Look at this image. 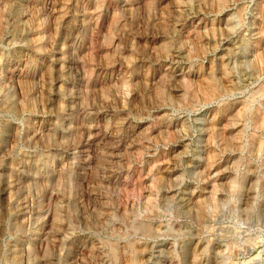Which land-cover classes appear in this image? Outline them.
Instances as JSON below:
<instances>
[{
  "label": "rangeland",
  "instance_id": "1",
  "mask_svg": "<svg viewBox=\"0 0 264 264\" xmlns=\"http://www.w3.org/2000/svg\"><path fill=\"white\" fill-rule=\"evenodd\" d=\"M263 95L264 0H0V264H264Z\"/></svg>",
  "mask_w": 264,
  "mask_h": 264
},
{
  "label": "bare ground",
  "instance_id": "2",
  "mask_svg": "<svg viewBox=\"0 0 264 264\" xmlns=\"http://www.w3.org/2000/svg\"><path fill=\"white\" fill-rule=\"evenodd\" d=\"M175 2H176V1H175ZM173 3H174V1H173ZM247 6H248V5H247ZM67 7H68V6H67ZM262 7H263V6H262ZM141 8H142V7H141ZM261 10H262V9H261ZM142 11H143V10H142ZM15 13H16V12H15ZM67 16H68V15H67ZM73 16H74V15H73ZM13 17H15V16L13 15ZM68 18H70V17L68 16ZM56 19H58V18H56ZM68 20H69V19H68ZM66 21H67V20H66ZM72 21H73V20H72ZM50 22H51V21H50ZM55 22H56V21H55ZM70 22H71V21H70ZM59 24H60V23H59ZM54 25H55V24H54ZM52 26H53V25H52ZM52 26H51V27H52ZM259 26H260V25H259ZM67 28H68V27H67ZM69 28H70V27H69ZM77 29H78V28H77ZM212 29H213V28H212ZM63 31H64V30H63ZM77 31H78V30H77ZM79 31H80V29H79ZM79 31H78V32H79ZM68 32H69V31H68ZM65 33H66V32H65ZM69 33H70V32H69ZM62 34H63V33H62ZM65 35H66V34H65ZM77 36H78V35H77ZM241 40H242V39H241ZM52 48H53V47H52ZM51 51H52V50H51ZM1 59H3V58H1ZM55 62H56V59H55ZM58 63H59V62H58ZM58 63H57V64H58ZM178 63H179V62H178ZM48 65H49V64H48ZM54 66H55V65H54ZM49 68H50V67H49ZM57 68H58V67H57ZM46 69H47V68H46ZM51 69H53V68H51ZM51 69H50V70H51ZM50 70H49V71H50ZM58 70H59V68H58ZM42 73H43V72H42ZM56 73H58L57 70H56ZM59 75H60V74H59ZM57 77H58V76H57ZM241 92H242V91H241ZM225 96H226V95H225ZM263 96H264V95H263ZM261 97H262V96H261ZM228 98H229V97H228ZM118 103H119V102H118ZM3 108H4V107H3ZM2 110H3V109H2ZM9 111H10V110H9ZM25 111H26V110H25ZM15 114H16V113H15ZM20 114H21V113H20ZM29 114H30V113H29ZM16 115H17V114H16ZM252 116H253V115H252ZM252 116H251V117H252ZM5 125H6V124H5ZM7 126H8V125H7ZM9 126H10V124H9ZM9 126H8V127H9ZM3 127H4V125H3ZM4 128H5V127H4ZM9 128H10V127H9ZM6 129H7V128H6ZM11 129H12V128H11ZM244 129H245V128H244ZM15 130H16V129H15ZM2 131H3V130H2ZM9 131H10V130H9ZM81 131H82V130H81ZM243 131H244V130H243ZM11 132H12V131H11ZM15 132H16V131H15ZM83 132H84V131H83ZM3 133H4V132H3ZM5 134H6V133H5ZM13 134H14V133H13ZM10 136H11V135H10ZM1 139H2V138H0V140H1ZM14 139H15V138H14ZM7 140H8V139H7ZM4 141H5V140H4ZM256 142H257V141H256ZM0 143H1V141H0ZM261 143H262V142H261ZM3 146H4V145H3ZM3 146H2V147H3ZM261 146H262V145H261ZM2 147H1V148H2ZM213 148H214V147H213ZM0 154H1V153H0ZM12 159H13V158H12ZM3 160H4V159H3ZM10 161H11V160H10ZM2 163H3V162H2ZM4 164L6 165V161H5ZM5 165H4V166H5ZM7 165H8V164H7ZM2 167H3V166H2ZM7 167H8V166H7ZM7 167H6V168H7ZM9 168H10V165H9ZM4 169H5V168H4ZM1 171H2V170H1ZM155 171H156V170H155ZM4 172H5V171H4ZM4 172H3V173H4ZM8 172H9V171H8ZM5 174H6V173H5ZM6 175H7V174H6ZM8 175H9V174H8ZM8 175H7V176H8ZM151 176H152V175H151ZM9 177H12V175L9 176ZM0 178H1V177H0ZM4 178H5V177H4ZM4 178H3V179H4ZM1 179H2V178H1ZM5 179H6V178H5ZM142 180H143V179H142ZM145 180H146V179H145ZM15 181H16V180H15ZM2 182H3V181H2ZM4 182H5V181H4ZM126 182H127V180H126ZM123 183H124V181H123ZM0 184H1V183H0ZM2 184H3V183H2ZM128 185H129V184H128ZM0 186H1V185H0ZM65 186H66V184H65ZM84 187H85V186H84ZM7 188H8V186H7ZM4 192H5V191H4ZM198 195H199V194H198ZM152 198H153V197H152ZM153 199H154V198H153ZM155 199H156V198H155ZM151 202H152V201H151ZM154 202H155V200H154ZM152 203H153V202H152ZM155 203H156V202H155ZM4 205H5V204H4ZM154 205H156V204H154ZM147 210H148V208H147ZM148 212H149V211H148ZM138 213H139V212H138ZM10 214H11V213H10ZM6 216H7V215H6ZM52 217H53V216H52ZM2 218H3V217H2ZM119 221H120V220H119ZM5 223H6V222H5ZM121 223H122V222H121ZM3 225H4V224H3ZM3 225H2V226H3ZM120 225H121V224H120ZM4 226H5V225H4ZM125 226H126V225H125ZM146 227H147V225H146ZM3 231H4V230H3ZM5 231H6V230H5ZM3 233H4V232H3ZM7 233H8V232H7ZM124 236H125V235H124ZM118 240H119V239H118ZM121 241H122V240H121ZM125 241H126V240H125ZM138 243H139V242H138ZM138 243H137V245H138ZM62 244H63V243H62ZM54 245H55V244H54ZM71 245H72V244H71ZM68 246H69V245H68ZM122 246H123V245H122ZM3 247H4V246H3ZM54 247H55V246H54ZM62 247H63V246H62ZM64 249H65V248H64ZM232 249H233V248H232ZM0 250H1V249H0ZM69 250H70V249H69ZM206 250H207V249H206ZM66 251H67V250H66ZM64 252H65V250H64ZM69 252H70V251H69ZM141 252H142V251H141ZM66 253H67V252H66ZM117 253H118V252H117ZM133 254H134V253H133ZM138 254H139V253H138ZM141 254H143V253H141ZM78 255H79V254H78ZM105 255H106V254H105ZM124 255H125V254H124ZM134 255H135V254H134ZM1 256H2V254H1ZM11 257H12V256H11ZM66 257H67V256H66ZM0 258H1V257H0ZM19 259H20V258H19ZM127 261H128V260H127ZM130 261H131V260H130ZM190 261H191V260H190ZM0 262H1V261H0ZM24 263H25V262H24ZM59 263H60V262H59ZM59 263H58V264H59ZM196 263H197V262H196ZM262 263H263V262H262ZM5 264H6V263H5ZM56 264H57V263H56ZM127 264H128V263H127ZM199 264H200V263H199Z\"/></svg>",
  "mask_w": 264,
  "mask_h": 264
}]
</instances>
